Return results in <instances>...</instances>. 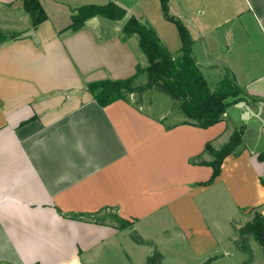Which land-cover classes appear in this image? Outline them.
Instances as JSON below:
<instances>
[{
	"label": "crops",
	"instance_id": "obj_1",
	"mask_svg": "<svg viewBox=\"0 0 264 264\" xmlns=\"http://www.w3.org/2000/svg\"><path fill=\"white\" fill-rule=\"evenodd\" d=\"M40 1L47 19L34 26L23 0H0V264H88L94 248L124 229L82 218L89 213L111 210L132 228L168 217L197 255L219 244L204 210L212 196L247 222L256 209L264 214L260 149L244 139L211 184L202 183L213 167L194 162L211 160L208 142L229 140V108L203 128L168 122L167 112L130 99L101 106L85 88L148 65L139 37L122 38L128 17L147 21L180 54L178 28L161 0ZM108 2L124 7L126 17L97 15L68 28L74 9ZM169 7L187 25L203 73L220 75L214 86L205 75L210 88L233 77L241 101L259 115L264 101L257 110L249 102L264 97V0H170Z\"/></svg>",
	"mask_w": 264,
	"mask_h": 264
},
{
	"label": "trees",
	"instance_id": "obj_2",
	"mask_svg": "<svg viewBox=\"0 0 264 264\" xmlns=\"http://www.w3.org/2000/svg\"><path fill=\"white\" fill-rule=\"evenodd\" d=\"M25 10L30 13L34 26L39 25L47 19V13L40 0H23ZM170 0H161L164 16L174 22L178 28L182 46L180 54L175 55L164 45L157 31L144 19L131 16L125 19L123 25V39L132 35L139 37L140 47L147 56L148 65H138L135 74L126 78H106L88 82L86 90L101 105L107 106L112 102L129 99V94L144 91L153 86H158L162 91L179 102V108L185 116L184 122L207 128L223 120L225 113L231 104L244 100L243 89L229 75H225L219 87L212 90L208 84L205 74L197 64L193 55L194 39L185 22L170 13ZM118 20L126 17V9L115 2L106 4H84L72 11L71 24L68 28L78 30L85 22L94 16ZM5 35L0 34V38ZM148 75V82L145 85H136L135 80L141 74ZM231 98H234L231 100ZM254 101H264V97H251ZM244 129L235 130L229 141L221 147H215L208 142L205 151L209 153L211 160L198 159V163L208 164L213 167L211 178L202 184H211L221 172V166L229 154H239L237 149L243 141ZM258 159L264 161V151L258 154ZM85 215V214H83ZM78 215L72 216L77 218ZM89 220L104 223L99 213L87 214ZM120 223L119 228L132 226V222L120 218L115 214ZM240 248L250 253L251 248L248 242L250 237L255 238L264 251V214L255 210L252 218L241 228ZM138 243L146 241L133 234ZM163 255L156 250L147 259V264H162ZM38 264V263H35ZM202 264H211L210 259Z\"/></svg>",
	"mask_w": 264,
	"mask_h": 264
},
{
	"label": "rangeland",
	"instance_id": "obj_3",
	"mask_svg": "<svg viewBox=\"0 0 264 264\" xmlns=\"http://www.w3.org/2000/svg\"><path fill=\"white\" fill-rule=\"evenodd\" d=\"M145 59L148 63L147 56ZM205 75L212 86L220 76L210 73H205ZM147 82L146 73L141 74L135 80L138 86L145 85ZM129 99L154 114L167 112L168 122L185 119L179 108V102L158 86L131 93ZM249 103L253 104L254 110L258 109L256 101L251 99ZM229 113L235 121V126L230 127L231 132L244 129L243 141L237 149L244 146L245 139L250 147L260 149V152L264 151V106H259V115H257L240 100L230 105ZM225 143H218V146L221 147ZM204 210L208 223L219 241V244L205 255L194 254L186 235L181 233L172 219L163 216L156 219L154 223L149 220L151 222L136 223L133 228L122 229L118 236L109 238L94 248L85 260L88 264H147L148 257L159 250L163 255L162 264H202L208 259L211 264H264V251L255 238L248 239L251 255L240 248V230L247 223L248 216L244 217L241 212H236L228 202L216 200L215 196H212L209 207L207 204L204 205ZM100 216L104 218L103 221L120 225L115 213L111 210ZM133 234L142 237L146 242L138 243L133 238Z\"/></svg>",
	"mask_w": 264,
	"mask_h": 264
}]
</instances>
